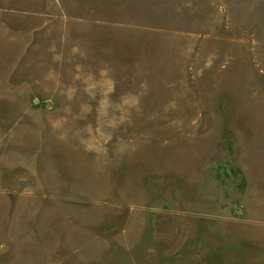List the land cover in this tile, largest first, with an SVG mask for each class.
I'll return each mask as SVG.
<instances>
[{"label": "rangeland", "instance_id": "obj_1", "mask_svg": "<svg viewBox=\"0 0 264 264\" xmlns=\"http://www.w3.org/2000/svg\"><path fill=\"white\" fill-rule=\"evenodd\" d=\"M4 169L14 264H264V0H0Z\"/></svg>", "mask_w": 264, "mask_h": 264}, {"label": "crops", "instance_id": "obj_2", "mask_svg": "<svg viewBox=\"0 0 264 264\" xmlns=\"http://www.w3.org/2000/svg\"><path fill=\"white\" fill-rule=\"evenodd\" d=\"M5 156V161L7 160V154ZM7 174L6 169L4 172L0 171V175ZM12 182L7 181V179L2 176L0 177V191L4 190H11ZM0 196V257L3 258V264H14L12 257H13V217L16 213H21L25 210L27 212V208L25 207H32V210H36L39 212L38 208L34 209L35 205L37 204H23V201H14L11 197H8V194L1 193ZM5 195V196H4ZM20 205H23V208H20ZM23 210V211H22ZM18 215V214H17Z\"/></svg>", "mask_w": 264, "mask_h": 264}]
</instances>
